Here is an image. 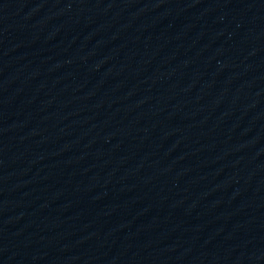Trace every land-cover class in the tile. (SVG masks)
I'll list each match as a JSON object with an SVG mask.
<instances>
[{
    "label": "water",
    "instance_id": "1",
    "mask_svg": "<svg viewBox=\"0 0 264 264\" xmlns=\"http://www.w3.org/2000/svg\"><path fill=\"white\" fill-rule=\"evenodd\" d=\"M0 264H264V0H0Z\"/></svg>",
    "mask_w": 264,
    "mask_h": 264
}]
</instances>
